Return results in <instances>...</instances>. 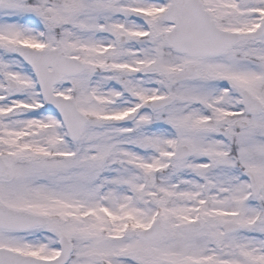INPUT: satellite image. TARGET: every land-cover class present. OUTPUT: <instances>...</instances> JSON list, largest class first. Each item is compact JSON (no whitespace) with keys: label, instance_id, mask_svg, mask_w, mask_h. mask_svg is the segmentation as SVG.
I'll return each mask as SVG.
<instances>
[{"label":"snow or ice","instance_id":"snow-or-ice-1","mask_svg":"<svg viewBox=\"0 0 264 264\" xmlns=\"http://www.w3.org/2000/svg\"><path fill=\"white\" fill-rule=\"evenodd\" d=\"M0 264H264V0H0Z\"/></svg>","mask_w":264,"mask_h":264}]
</instances>
